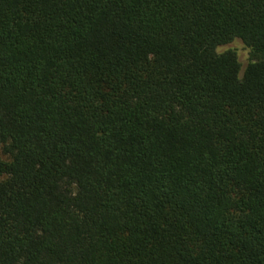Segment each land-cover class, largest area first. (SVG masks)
Masks as SVG:
<instances>
[{
    "label": "trees",
    "instance_id": "1",
    "mask_svg": "<svg viewBox=\"0 0 264 264\" xmlns=\"http://www.w3.org/2000/svg\"><path fill=\"white\" fill-rule=\"evenodd\" d=\"M0 264H264V0H0Z\"/></svg>",
    "mask_w": 264,
    "mask_h": 264
},
{
    "label": "rangeland",
    "instance_id": "2",
    "mask_svg": "<svg viewBox=\"0 0 264 264\" xmlns=\"http://www.w3.org/2000/svg\"><path fill=\"white\" fill-rule=\"evenodd\" d=\"M231 47H234L236 48L237 50V53H238V58H239V61L242 62V63H245L246 62V59L248 57V53L247 51L242 47V45L240 43H233L230 45ZM227 48V46L225 47ZM224 48V49H225Z\"/></svg>",
    "mask_w": 264,
    "mask_h": 264
}]
</instances>
